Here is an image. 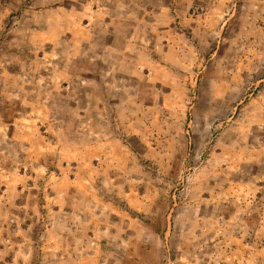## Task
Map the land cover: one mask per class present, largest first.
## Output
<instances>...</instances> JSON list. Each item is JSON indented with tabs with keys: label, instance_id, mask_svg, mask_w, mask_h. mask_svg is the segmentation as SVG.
Wrapping results in <instances>:
<instances>
[{
	"label": "rangeland",
	"instance_id": "obj_1",
	"mask_svg": "<svg viewBox=\"0 0 264 264\" xmlns=\"http://www.w3.org/2000/svg\"><path fill=\"white\" fill-rule=\"evenodd\" d=\"M92 243L264 264V0H0V264Z\"/></svg>",
	"mask_w": 264,
	"mask_h": 264
},
{
	"label": "crops",
	"instance_id": "obj_2",
	"mask_svg": "<svg viewBox=\"0 0 264 264\" xmlns=\"http://www.w3.org/2000/svg\"><path fill=\"white\" fill-rule=\"evenodd\" d=\"M67 195L71 196L70 193H68ZM66 195V196H67ZM72 217H73V221H74V225L77 223V218H76V215L74 213H72ZM69 229H67L68 231ZM88 230H90L88 228ZM94 231V230H92ZM71 232V230H69V233ZM76 231H73V234L75 233ZM95 243H94V247H93V243L92 245H89L88 246V249H81L80 247L77 248L79 250H81L82 252H79L81 254L79 255H75L73 254L72 256L70 255H66V253H62L61 251V255H62V258L64 259V264H82V262L86 261L87 264H109L110 262L107 260L106 258V253H105V250H106V247H100V251H101V254L100 256H98L97 254V249L95 247ZM85 251H89V254ZM91 251H93V253L91 254ZM104 254V255H103Z\"/></svg>",
	"mask_w": 264,
	"mask_h": 264
}]
</instances>
